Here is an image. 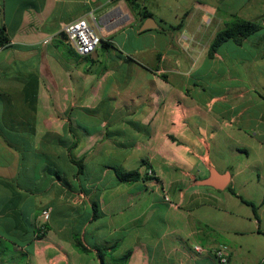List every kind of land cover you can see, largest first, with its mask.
Instances as JSON below:
<instances>
[{"label":"crops","instance_id":"0c3cea01","mask_svg":"<svg viewBox=\"0 0 264 264\" xmlns=\"http://www.w3.org/2000/svg\"><path fill=\"white\" fill-rule=\"evenodd\" d=\"M137 2L156 27L127 0L8 18L0 1V264H102L97 247L105 264H218L193 245L222 243L228 264H264V0ZM81 16L105 42L86 56L61 29ZM233 17L261 29L209 55Z\"/></svg>","mask_w":264,"mask_h":264},{"label":"built area","instance_id":"2783aa9c","mask_svg":"<svg viewBox=\"0 0 264 264\" xmlns=\"http://www.w3.org/2000/svg\"><path fill=\"white\" fill-rule=\"evenodd\" d=\"M61 29L65 34L67 43L80 56H86L92 53L104 40L103 37L97 33L94 25L84 16L63 24ZM150 173L149 171L148 174ZM163 198L165 201L171 203V199L165 190H163ZM50 216L51 210L49 207L42 208L38 212L36 217L35 238H41L45 234ZM193 250L197 253H212L218 264H228L229 262L230 250L229 246L225 243L219 244L212 249L200 244H194Z\"/></svg>","mask_w":264,"mask_h":264},{"label":"trees","instance_id":"16d2710c","mask_svg":"<svg viewBox=\"0 0 264 264\" xmlns=\"http://www.w3.org/2000/svg\"><path fill=\"white\" fill-rule=\"evenodd\" d=\"M127 1L130 4H132V6L136 10H138L141 19H145L147 17L152 16V13L149 10H147L145 6H142L140 3H138L137 0H127ZM181 25H182V20L178 24L172 25L171 27L177 28V27H180ZM260 29H261L260 24H258L256 22L240 19L238 17H233L225 24V26L221 30H219L217 32V34L215 35V37H214V39L210 45L208 53H209V55H212L217 50L218 46L227 39H233L236 42H240L244 37H247V36L257 32ZM101 43L105 44L104 41ZM4 46H8V38L5 35L3 28H0V47H4ZM68 151H69L68 154H69L71 161H73L79 168H81L82 167L81 161H78V160L73 158L71 151H70V148ZM115 172H116V175H117L119 181H121V182L136 181L140 177L137 170L127 171V170H124L122 168H115ZM240 198L243 202L252 206L254 210L256 209V205L253 202L247 201V200L243 199L242 197H240ZM102 249L103 248H99V247L96 248L102 264H105L103 262V258H102ZM127 257H128V254L123 256L119 262L123 263Z\"/></svg>","mask_w":264,"mask_h":264},{"label":"rangeland","instance_id":"374dc122","mask_svg":"<svg viewBox=\"0 0 264 264\" xmlns=\"http://www.w3.org/2000/svg\"><path fill=\"white\" fill-rule=\"evenodd\" d=\"M3 2L4 8H5V16L8 18L9 13L16 8L23 0H0Z\"/></svg>","mask_w":264,"mask_h":264},{"label":"water","instance_id":"95a60500","mask_svg":"<svg viewBox=\"0 0 264 264\" xmlns=\"http://www.w3.org/2000/svg\"><path fill=\"white\" fill-rule=\"evenodd\" d=\"M149 22H152L149 24ZM157 25L153 22V18L152 17H148L146 19L145 24L141 27L142 29H146V28H152V27H156Z\"/></svg>","mask_w":264,"mask_h":264}]
</instances>
